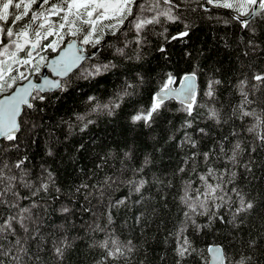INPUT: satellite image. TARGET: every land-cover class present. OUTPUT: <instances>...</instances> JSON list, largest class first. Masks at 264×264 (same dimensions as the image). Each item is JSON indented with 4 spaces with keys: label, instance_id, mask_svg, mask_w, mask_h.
Wrapping results in <instances>:
<instances>
[{
    "label": "trees",
    "instance_id": "obj_1",
    "mask_svg": "<svg viewBox=\"0 0 264 264\" xmlns=\"http://www.w3.org/2000/svg\"><path fill=\"white\" fill-rule=\"evenodd\" d=\"M175 2L180 3L177 14L190 25L188 37L165 41L161 35L165 28V35L171 37L184 30V23H168L161 18V24L150 25L139 34L138 44L136 20L154 15V0H136L143 11L132 6V15L118 26L115 34L105 28L99 44L83 45L87 52L97 50L95 56L63 80L61 89L41 93L46 97L44 101L36 100L34 108L24 109L15 142L0 140V160L11 166L27 157L24 168L29 175L25 179L38 183L37 178L46 177L50 171L60 189L59 193L50 191L34 198L40 205L34 209L39 226L34 230L35 239H28L25 245L28 264H177L176 249L185 236L196 251L181 264H208V249L213 245L222 247L231 264L241 257H250L249 264H264V145L247 131L253 123L251 118L241 120L238 113L233 115V109L241 102L237 81L245 74L250 77L252 69L264 71V17L251 21L252 31L232 20L234 13L228 10L205 5L210 10L204 11L195 0ZM225 20L230 23L225 24ZM161 46L166 52L158 50ZM54 54L43 53L47 58ZM43 67L31 76L37 77ZM194 68L198 69V100L209 107L213 102L203 96L205 85L210 78L221 81L214 106L227 119V123L217 125L207 118V108L200 109L193 128L187 129L199 141V151L217 149L222 142L230 153L237 141L245 149L235 166L217 151L218 159L209 161V165L198 157L196 169L202 173L207 166L221 172L227 168L223 180L232 209L239 200L231 191L233 188L254 205L234 222L227 205L219 210L223 221L209 223L207 216L197 215L194 219L203 226L200 230L185 221L186 208L180 201L184 181L196 180L195 174L188 171L191 161L184 163L194 150L179 146L187 119L179 111L180 103L165 101V110L154 117L150 127L143 121L133 124L131 120L150 107L166 74L179 78ZM96 69H100L99 73ZM256 97L257 103L252 107L260 111L264 108V95L257 92ZM113 104L119 107L112 115L103 108L94 111L96 105ZM88 121L93 123L82 131ZM196 128L206 129L207 135L194 131ZM49 150L53 155H48ZM125 153H130L131 158H125ZM246 164L250 170L244 167ZM141 167L143 172L134 174L133 169ZM181 167H185L184 173L179 172ZM12 171L19 172L15 168ZM231 172L236 173L235 177ZM106 177L112 178L108 181L111 187L105 184ZM141 177L149 181L142 190V200L130 193L129 185L121 183ZM28 193V189L20 188L22 196ZM123 197H128V202L111 208L109 223V202ZM182 226L186 231L180 235ZM113 237L122 244L130 241L132 251L118 260L105 261L106 252L99 243ZM65 238L71 246L58 260L53 248ZM250 242L254 244L250 246Z\"/></svg>",
    "mask_w": 264,
    "mask_h": 264
},
{
    "label": "snow or ice",
    "instance_id": "obj_2",
    "mask_svg": "<svg viewBox=\"0 0 264 264\" xmlns=\"http://www.w3.org/2000/svg\"><path fill=\"white\" fill-rule=\"evenodd\" d=\"M204 11L210 9L205 7L209 5L212 8L228 10L234 13L231 19L239 23L244 29L251 28V21L256 17H264V0H195ZM143 8L136 4V0H0V138L9 142L17 140V133L21 130V121L18 120L21 112L26 106L28 109L35 107L34 101H44L46 97L41 95L47 90L61 89L60 81H52L45 79L43 84H33L29 77L40 71L41 65L53 67H61L60 75L66 74L73 65L77 64L83 57V52L79 45H95L100 43V39L104 33V29L118 30V26L123 25L128 16L132 15V6ZM180 9V3L175 0H154L152 11L154 15L151 18H137L135 29L138 34L137 43H141L140 33H144L150 25L161 24L162 19L168 23H184L181 16L177 14ZM195 11V9H192ZM225 24L230 23L229 20L224 21ZM165 28L161 35L167 42L180 41L188 37L190 34V25L184 23V30L178 32L171 37L165 35ZM146 39V36L144 37ZM70 41V42H68ZM251 43V41L249 42ZM71 50L72 55L69 57L68 52ZM160 52H166L161 46ZM45 52L57 53L63 52V55L57 56L48 63ZM247 55V53H245ZM139 59V57H137ZM99 73L100 69H96ZM249 77L245 74L237 81L236 90L241 97V102L233 109V115L239 114V118H251L253 123L247 128L249 133L255 135V139L264 145V108L257 111L252 107L257 103V92L264 95V71L251 70ZM28 81L24 84V81ZM198 69L194 68L191 72L185 73L177 78L171 73L166 74L159 91L152 97L150 107L145 111L141 110L131 117L132 123L137 124L141 121L145 126H151L155 116L165 110L166 100H178L182 111L187 119L182 128L185 130L184 137L180 141L179 146H187L194 151L184 161L185 165L191 161L192 167L188 169L190 173H194L196 180L184 181L183 195L180 197L181 203L186 210L183 215L186 222H190L197 230L203 226L196 224L195 216H207L209 223L213 220L223 221L224 217L219 215V210L225 208L231 212L232 221L241 213H247L253 209L252 202H246L244 197L235 188L231 191L236 192L239 197L235 209L231 207V198L228 197L225 189L223 177L228 173L227 168L223 172L218 169L207 166L204 172H198L196 162L198 157H202L205 165H209V161L215 162L217 151L226 156L228 163L233 166L239 163V155L245 151L241 142L237 141L231 148L230 153L225 150L224 144L219 143L217 149H210L207 152L199 151V141L193 139L187 129H192L193 124L200 117V109H208V119L220 125L227 123V119L222 117L221 109L216 108L217 89L221 84L219 79L210 78L203 91V96L213 102V106L200 102L198 96ZM178 85V87L176 86ZM90 100L94 98H89ZM264 103V101H261ZM119 104L113 105H96L94 111L101 108L112 115ZM84 120V117H78ZM88 121L84 124L82 131L87 128ZM194 131L203 136L207 135L204 128H196ZM233 135H236L233 132ZM18 147V145H13ZM3 149H0L2 151ZM252 151H256L252 148ZM48 155H53L51 150ZM125 158L130 159V153L124 154ZM27 157L16 161L11 166L0 160V264H28V249L25 247L28 239H35L34 230L38 227V219L34 213V209L40 205L34 199L41 193L47 194L50 191L59 193L60 189L55 185L54 174L47 172L46 177H38V183L31 182L25 177L29 173L25 170L24 165ZM147 159L145 164H147ZM249 168V165H244ZM18 169L19 172H13L12 169ZM125 169H121L123 172ZM185 167L179 169L180 173L185 172ZM134 174L143 172V167L133 169ZM232 177L236 173L231 172ZM111 177L105 178V184L111 180ZM199 181V183H197ZM115 183V181H113ZM130 186V193L134 192L143 199L142 190L149 183L148 180L141 177L139 180L129 178L127 181H121ZM195 185V187H193ZM29 190L28 195L22 196L20 188ZM81 187H88L82 185ZM79 191V189H77ZM103 196V191L101 190ZM28 203L24 204L23 201ZM128 202V197H123L115 202L110 201L108 212V222L112 223L111 208L120 207ZM139 202V201H137ZM65 212L68 209H64ZM139 217L137 220L139 221ZM99 227V226H97ZM102 230V229H100ZM186 231L185 227H181L180 235ZM23 234V238H22ZM254 242H250L252 246ZM71 245L65 238L59 245L54 246L53 251L58 260H62L65 250ZM99 247L106 252L105 261L109 258L118 260L125 257L127 253L132 251L131 242L122 244L118 238L105 239L99 243ZM196 249L185 236L176 249L177 264L191 256ZM210 253H214V259L218 264H231L227 255L220 247L209 248ZM250 257H241L236 264H249Z\"/></svg>",
    "mask_w": 264,
    "mask_h": 264
},
{
    "label": "water",
    "instance_id": "obj_3",
    "mask_svg": "<svg viewBox=\"0 0 264 264\" xmlns=\"http://www.w3.org/2000/svg\"><path fill=\"white\" fill-rule=\"evenodd\" d=\"M68 42H70V41H68ZM78 47H82L83 48V52L80 53L83 58L81 60H79V62L77 64L73 65L71 67V69L66 74H63V75L58 74L62 70L60 66H56V70H53V67L44 66L42 72L37 77L36 76L29 77V79L31 80V82L33 84L38 85V84H43L44 80L45 79H48V80H52V81H60L61 84H62L63 80H65L72 73H74L76 70H78L87 59H92L95 56V54L97 53V50L92 51V52L85 51V48H84L83 45H79L78 44ZM63 54H64L63 52H57L53 56L49 57L48 58L49 65H51V62L53 61L54 58H56L57 56L63 55ZM68 55H69V57L72 55L71 50H69ZM23 83L24 84H27L28 81L26 80ZM197 85H198V81H197ZM176 86L178 87V85H176ZM56 90L57 89H52V90L49 91L46 88V90L44 92H42V93L43 94L50 93V92H54ZM0 99H3V97H0ZM176 101H178V100H176ZM25 108H27V107L25 106L24 109ZM24 109H23V111H24ZM23 111L21 112L20 117H18V120L21 119V116H22ZM18 133H17V135H18ZM1 139H3V138H0V140ZM215 247H217V246H211L210 248H215ZM218 247L222 248L221 246H218ZM209 264H218V261L214 259V253H210Z\"/></svg>",
    "mask_w": 264,
    "mask_h": 264
},
{
    "label": "bare ground",
    "instance_id": "obj_4",
    "mask_svg": "<svg viewBox=\"0 0 264 264\" xmlns=\"http://www.w3.org/2000/svg\"><path fill=\"white\" fill-rule=\"evenodd\" d=\"M213 246H219V245H213ZM209 260H210V253H209ZM209 264V263H208Z\"/></svg>",
    "mask_w": 264,
    "mask_h": 264
}]
</instances>
